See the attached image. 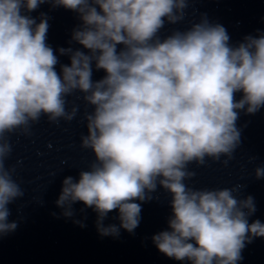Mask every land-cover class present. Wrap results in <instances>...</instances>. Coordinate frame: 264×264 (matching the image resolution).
I'll return each instance as SVG.
<instances>
[{"label": "clouds", "instance_id": "clouds-1", "mask_svg": "<svg viewBox=\"0 0 264 264\" xmlns=\"http://www.w3.org/2000/svg\"><path fill=\"white\" fill-rule=\"evenodd\" d=\"M46 2L78 13L72 39L88 50L60 48L70 56L60 73L46 43V16L36 23L22 14ZM186 7L187 0H0V236L16 229L8 205L24 195L15 168L5 165L9 134L30 135L44 116L51 123L73 120L78 107L68 111L66 97L79 91L94 109L85 114L81 147L95 159L78 180H63L56 205L65 217L82 202L97 213L102 236L119 235L120 228L131 233L141 219L135 201L150 200L159 184L171 194L172 215L170 230L152 240L169 258L237 264L246 242L264 237V223L248 222L253 197L234 195L240 186L197 190L185 183L195 176L191 163L226 157L227 164L240 144L239 111L264 107V33L232 46L222 25L203 18L161 40L165 20L179 22ZM93 62L105 72L98 81ZM255 175L264 178V167ZM117 209L119 226H104Z\"/></svg>", "mask_w": 264, "mask_h": 264}]
</instances>
